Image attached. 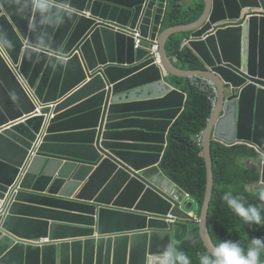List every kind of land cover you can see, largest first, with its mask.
Wrapping results in <instances>:
<instances>
[{"label": "water", "instance_id": "obj_1", "mask_svg": "<svg viewBox=\"0 0 264 264\" xmlns=\"http://www.w3.org/2000/svg\"><path fill=\"white\" fill-rule=\"evenodd\" d=\"M171 1L0 0V264H162L188 238L193 203L161 168L188 100L174 79L217 92L201 143L209 252L213 142L253 149L246 185L264 190V0H200L196 22L164 30ZM176 34L204 70L174 64Z\"/></svg>", "mask_w": 264, "mask_h": 264}, {"label": "trees", "instance_id": "obj_2", "mask_svg": "<svg viewBox=\"0 0 264 264\" xmlns=\"http://www.w3.org/2000/svg\"><path fill=\"white\" fill-rule=\"evenodd\" d=\"M169 15L173 26L190 25L196 22L203 12L200 9L184 10L181 0H172ZM176 34L167 42L166 48L174 64L185 70H204L199 58L188 47H183V36ZM179 88L188 95L186 107L170 131L169 146L161 168L165 175L184 190L200 217L207 192V167L202 155L203 147L196 140L202 136L212 117L217 97L216 89L205 79L188 78L179 80ZM257 153L243 144L227 145L213 142L212 158L214 169V195L209 213V230L213 242L238 241L246 249L252 238L264 239V219L259 225L247 224L241 215L229 207L222 199L225 193L242 197L245 207L255 206L264 218V201L259 200V192H250L247 183L260 180V175L243 168L240 160L256 157ZM240 161V162H239ZM239 162V163H238ZM190 233L186 240L177 245V250L188 255L191 264H199V257L209 252L200 235L199 223L189 221ZM258 264H264V253Z\"/></svg>", "mask_w": 264, "mask_h": 264}, {"label": "clouds", "instance_id": "obj_3", "mask_svg": "<svg viewBox=\"0 0 264 264\" xmlns=\"http://www.w3.org/2000/svg\"><path fill=\"white\" fill-rule=\"evenodd\" d=\"M259 200L264 201V190L259 192ZM222 199L233 208L247 224L259 225L262 223L260 211L255 206L245 207L242 197L225 193ZM264 253V239L252 238L245 249L238 241H221L210 252L199 257V264H258L261 254ZM162 264H191L188 255L178 251L175 242L171 241L163 252Z\"/></svg>", "mask_w": 264, "mask_h": 264}, {"label": "crops", "instance_id": "obj_4", "mask_svg": "<svg viewBox=\"0 0 264 264\" xmlns=\"http://www.w3.org/2000/svg\"><path fill=\"white\" fill-rule=\"evenodd\" d=\"M196 2H201L200 0H181V5H182V8L184 9V10H189V9H192V7H194V5H195V3ZM170 13V12H169ZM174 24H173V21H172V19H171V17H170V15L168 14V16H167V24H166V26L164 27V30L165 29H168V28H170V27H172ZM185 39H186V37L184 38V36H183V40L185 41ZM146 45V44H145ZM176 82H178V83H180V81H178V79H174ZM175 86H177L178 88H179V86L177 85V84H175ZM180 89V88H179ZM27 118V116H25V118L24 119H26ZM19 122V121H18ZM13 123H15V122H11V124H13ZM10 124V125H11ZM5 128H7V126H4L2 129H5ZM249 147V146H248ZM257 157V156H256ZM256 157H248V158H244V159H241L239 162H240V164L243 166V168L244 169H246V170H249V171H252V172H255V168H256V165H255V163L253 162L254 160V158H256ZM238 162V163H239ZM190 213H193V214H195V215H197L198 216V214H197V210L196 209H193ZM189 213V214H190ZM189 214H188V216H189ZM187 216V217H188ZM189 233H190V230H189Z\"/></svg>", "mask_w": 264, "mask_h": 264}, {"label": "built area", "instance_id": "obj_5", "mask_svg": "<svg viewBox=\"0 0 264 264\" xmlns=\"http://www.w3.org/2000/svg\"><path fill=\"white\" fill-rule=\"evenodd\" d=\"M143 46H145V44L141 40L140 34L138 33L136 35L135 48L136 49H140ZM187 46H188V42L187 41L186 42H183V47H187ZM0 48L2 49L3 52H5L4 49H3V47L1 46V44H0ZM148 49H149L150 53L152 55H154L156 64L162 67L161 56H160V53H159V46H158V44L156 43L153 46H148ZM5 55L8 58L6 52H5ZM13 67H14L15 70L17 69V66L14 65ZM17 73H19V72L17 71ZM196 140H197V142L199 144H201L202 143V136H197L196 137ZM236 145H238V144H236ZM187 198L190 199V195L187 194ZM199 219H200L199 216H197V215H195L193 213H190L189 216L185 220L199 222Z\"/></svg>", "mask_w": 264, "mask_h": 264}, {"label": "rangeland", "instance_id": "obj_6", "mask_svg": "<svg viewBox=\"0 0 264 264\" xmlns=\"http://www.w3.org/2000/svg\"><path fill=\"white\" fill-rule=\"evenodd\" d=\"M194 6H195V8L200 9L201 4L199 2H196Z\"/></svg>", "mask_w": 264, "mask_h": 264}]
</instances>
